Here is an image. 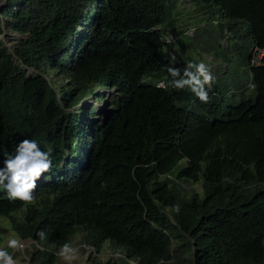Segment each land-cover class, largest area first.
I'll list each match as a JSON object with an SVG mask.
<instances>
[{"label": "trees", "instance_id": "1", "mask_svg": "<svg viewBox=\"0 0 264 264\" xmlns=\"http://www.w3.org/2000/svg\"><path fill=\"white\" fill-rule=\"evenodd\" d=\"M0 219L32 264H264V0H6Z\"/></svg>", "mask_w": 264, "mask_h": 264}, {"label": "rangeland", "instance_id": "2", "mask_svg": "<svg viewBox=\"0 0 264 264\" xmlns=\"http://www.w3.org/2000/svg\"><path fill=\"white\" fill-rule=\"evenodd\" d=\"M6 0H0V8L5 4ZM193 34L192 31L188 32V35L191 37ZM10 38L16 39L17 36L14 34H9ZM3 41L5 42L6 46L9 49H13L15 47V42L9 41L4 37H1ZM169 38V37H168ZM223 47H225V42L221 43ZM213 60V59H212ZM235 57L231 59V61L234 62ZM211 69H217L218 68V61H215L211 67ZM210 69V71H211ZM31 72V71H30ZM209 76L207 77V80H209ZM112 94L111 91H106L105 96L107 98L110 97ZM97 102H94L93 104L99 107L98 109H102V104H96ZM98 119H102V115L98 116ZM0 252L4 248H10V254L6 259H0V264H32L30 260V254L34 251L33 245L28 244L27 242H21L19 241L14 233L10 230V227L8 225V222L4 219H0ZM38 248V246H36ZM90 256H96L95 258L97 260H103L104 262H107L108 260H112L113 258H117L118 254H113L110 252L106 246H104L102 252L100 255H97L92 250L83 249L82 247L79 248L78 246H75L71 250L65 251V252H56L55 257L57 259V264H90Z\"/></svg>", "mask_w": 264, "mask_h": 264}, {"label": "built area", "instance_id": "3", "mask_svg": "<svg viewBox=\"0 0 264 264\" xmlns=\"http://www.w3.org/2000/svg\"><path fill=\"white\" fill-rule=\"evenodd\" d=\"M170 41H173V40H170Z\"/></svg>", "mask_w": 264, "mask_h": 264}]
</instances>
